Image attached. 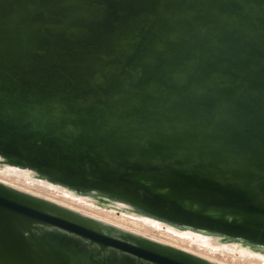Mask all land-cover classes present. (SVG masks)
Segmentation results:
<instances>
[{
  "label": "water",
  "instance_id": "water-1",
  "mask_svg": "<svg viewBox=\"0 0 264 264\" xmlns=\"http://www.w3.org/2000/svg\"><path fill=\"white\" fill-rule=\"evenodd\" d=\"M123 1L0 0V154L264 246V0ZM103 228L0 181V264H215Z\"/></svg>",
  "mask_w": 264,
  "mask_h": 264
},
{
  "label": "bare ground",
  "instance_id": "bare-ground-1",
  "mask_svg": "<svg viewBox=\"0 0 264 264\" xmlns=\"http://www.w3.org/2000/svg\"><path fill=\"white\" fill-rule=\"evenodd\" d=\"M0 170L3 173L8 171V172L16 173L17 176H21V177L23 176L26 178V180L30 184L41 183L55 190L62 196L75 200L78 203L94 207L95 209L107 210L108 212H111V213H117L119 215H124L129 218H133L135 220L143 221L146 224L153 226L156 229L164 230L166 232H169L172 236L174 235L177 236L178 239L179 238L187 239L191 244H196L200 248H207L215 253L218 252L222 255L231 254L237 257L256 258L264 262V246H258V245L252 244L249 241H246L245 239H241V238H227L223 236L221 233L207 232L204 230L195 229V228L188 227V226H180L170 221H167L165 219H162L160 217L154 216L152 214L145 213L141 211L140 209H138L137 207H135L134 205H132L130 202L122 200V199L108 197V198H105L106 199L105 201L101 200L103 199V197L100 198V196L102 195L101 192L100 193L99 192L90 193L86 191L85 192L76 191L72 189L71 187H69L68 185H65L59 181L48 179L44 175L37 173L36 169H34L33 167L9 162L5 160L2 154H0ZM0 181L10 186H13L15 188H18L20 190L29 192L31 194H34L40 197H44L55 203L61 204L67 208L77 211L81 213L82 215H85L97 221L99 224H101L102 227L105 228V229L103 228L104 231L108 227L110 233H116V232L129 233L131 235L138 236V237L150 240L152 242L155 241L163 245H169L174 248L189 252L211 263L229 264V263H224L216 259H213L214 257L211 255L209 256V254L204 255L194 250H191L189 247L181 245L179 242L168 240V239L164 240V239H160L157 237H150L144 232L142 227L136 226L137 224L140 225L139 223H136V225H131L121 220V218L118 219V218L110 217L108 215H105V214H102L96 211H93V213L91 212V214L89 213L87 214V212H82L81 210L82 208L75 206V205H71V203H67L66 202L67 200L65 199H58V198L54 199V198L39 194L36 191H32L28 189V187H22L21 185L17 184L14 181L2 179L1 177H0ZM103 196L107 197L106 194L105 195L103 194ZM109 251L111 253H114L113 252L114 250L112 249H110Z\"/></svg>",
  "mask_w": 264,
  "mask_h": 264
},
{
  "label": "rangeland",
  "instance_id": "rangeland-1",
  "mask_svg": "<svg viewBox=\"0 0 264 264\" xmlns=\"http://www.w3.org/2000/svg\"><path fill=\"white\" fill-rule=\"evenodd\" d=\"M76 1H79V0H76ZM111 2V6L110 7H113L114 6H121L122 4L125 6V4H127L125 1H121V0H110ZM138 2H142L143 0H136ZM121 3V4H120ZM107 6L108 4L105 3ZM121 8V7H120ZM73 12L74 13H80L76 8L73 9ZM106 13V12H105ZM121 13H129V8L126 7V8H123L122 9V12ZM81 16L79 14H75V15H72L70 16V19L68 22H71L72 20L74 19H77V18H80ZM39 17H36V19L34 20H29L28 22H24L23 24H21L19 27L21 28V33L20 35L23 33V31L25 30L26 27L30 26V25H33L31 26L28 31L25 33V36L26 35H35L37 37V39H41L43 38L45 32H44V28L46 27H42L41 25H39V22L37 21ZM11 21V22H10ZM36 21V22H35ZM2 22L7 26L8 30H11V29H14L17 25H16V21L14 20H11V19H2ZM9 23V24H8ZM28 23V24H27ZM12 26V27H11ZM66 26V24H65ZM36 28V29H35ZM52 29V30H51ZM55 29H58L57 31H60V30H63L64 27H47L46 29V32H49V30H51V33H55ZM41 31V32H40ZM5 31L3 32H0V41L2 40H5L6 37H5ZM8 38H11L12 39V36H11V32L9 33V36ZM1 50H5V49H11V48H8V47H2L0 46ZM5 174V175H4ZM0 177L2 179H7V180H10V181H14L16 182L17 184L21 185L22 187H28V189L32 190V191H36L37 193L39 194H42V195H45V196H48V197H51V198H54V199H65L67 200L66 202L67 203H71V205H75V206H78L80 208H82V212H87V214H91V212L93 213V211H96V212H99V213H102V214H105V215H108L110 217H114V218H118L123 221H125L126 223L128 224H131V225H136V223H139L140 225H136V226H140L142 227V229L144 230V232L150 236V237H157V238H160V239H164V240H172V241H176V242H179L181 245H184V246H187L189 247L191 250H194L196 252H199L201 254H206L209 256H213L214 258L213 259H216L218 261H221V262H224V263H229V264H264V262H262L261 260H258L256 258H249V257H237V256H233V255H222L220 253H215L207 248H200L198 247V245L196 244H191L187 239H184V238H179L177 236H172L169 232H166L164 230H160V229H156L154 228L153 226H150L148 224H146L145 222L143 221H140V220H135L133 218H129L127 216H124V215H119L117 213H111V212H108L107 210H102V209H95L94 207H91V206H88V205H85V204H81V203H78L77 201L75 200H72V199H69V198H66L64 196H62L61 194H59L58 192H56L55 190L41 184V183H36V184H30L25 177H21V176H17L16 173L14 172H1L0 170ZM104 197V196H102ZM100 197V198H102ZM101 200H106L105 198L101 199Z\"/></svg>",
  "mask_w": 264,
  "mask_h": 264
},
{
  "label": "flooded vegetation",
  "instance_id": "flooded-vegetation-1",
  "mask_svg": "<svg viewBox=\"0 0 264 264\" xmlns=\"http://www.w3.org/2000/svg\"><path fill=\"white\" fill-rule=\"evenodd\" d=\"M68 236H69V235H68ZM69 237H70V238H68V239H70V240H76V241H79L78 243H79V246H80V247H84V246L87 247V245H85V244L83 245V242H82V240H81L79 237L71 236V235H70ZM110 256H113V253L110 252Z\"/></svg>",
  "mask_w": 264,
  "mask_h": 264
}]
</instances>
